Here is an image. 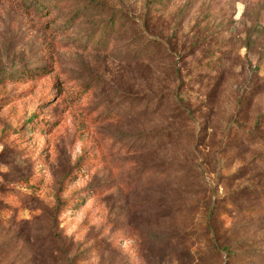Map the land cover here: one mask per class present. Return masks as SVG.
<instances>
[{"label": "rangeland", "instance_id": "374dc122", "mask_svg": "<svg viewBox=\"0 0 264 264\" xmlns=\"http://www.w3.org/2000/svg\"><path fill=\"white\" fill-rule=\"evenodd\" d=\"M0 264H264V0H0Z\"/></svg>", "mask_w": 264, "mask_h": 264}, {"label": "trees", "instance_id": "16d2710c", "mask_svg": "<svg viewBox=\"0 0 264 264\" xmlns=\"http://www.w3.org/2000/svg\"><path fill=\"white\" fill-rule=\"evenodd\" d=\"M45 74H46V73H42V74H40V75H37V76H35V75L33 76V74H32V76H31V77H32V78H34V79H35V78H37V79H38V78H40V77H43ZM31 180H32V179H27V180L25 181V183H26V184H28V183H29V185H28V186H34V185H35V182H33V181H31Z\"/></svg>", "mask_w": 264, "mask_h": 264}]
</instances>
